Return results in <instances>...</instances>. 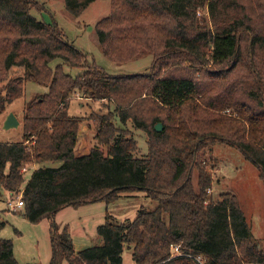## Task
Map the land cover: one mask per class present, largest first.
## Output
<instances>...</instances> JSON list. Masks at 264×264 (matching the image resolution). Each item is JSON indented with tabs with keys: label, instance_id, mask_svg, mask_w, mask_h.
Wrapping results in <instances>:
<instances>
[{
	"label": "trees",
	"instance_id": "obj_1",
	"mask_svg": "<svg viewBox=\"0 0 264 264\" xmlns=\"http://www.w3.org/2000/svg\"><path fill=\"white\" fill-rule=\"evenodd\" d=\"M96 1L64 0L74 17ZM205 6L212 29L197 18ZM32 10L35 0H0V116L28 83L47 89L24 106L23 141L0 143V202L3 192L11 202L21 197L34 224L123 194L156 203L133 220L107 216L92 245H77L53 222L49 264H123L125 249L133 264H264L238 198L209 196L218 143L239 149L264 179V0H111L95 26L103 56L120 66L153 58L150 73L129 75L90 63ZM75 96L106 102V113L95 112L93 124L70 115ZM128 123L147 135L146 156L135 155ZM28 166L38 168L26 183ZM5 226L0 219V264H19L12 241L1 238Z\"/></svg>",
	"mask_w": 264,
	"mask_h": 264
},
{
	"label": "rangeland",
	"instance_id": "obj_2",
	"mask_svg": "<svg viewBox=\"0 0 264 264\" xmlns=\"http://www.w3.org/2000/svg\"><path fill=\"white\" fill-rule=\"evenodd\" d=\"M35 1L38 2V11L32 10L31 15L47 24H56L70 43L87 54L90 63L96 64L111 75L151 72L152 56L137 59L121 66L103 56L96 36L95 26L101 19L110 15L111 0H98L92 3L79 17H74L66 11L64 0ZM197 18L207 26L206 28H213L208 6L198 10ZM56 64V62H53L51 66L54 67ZM207 65L203 69L208 71L225 70V67ZM181 68L190 72L194 70L188 64L181 65ZM172 69H168V71ZM64 70L72 76L79 73V70L68 66H65ZM168 71L166 70V72ZM45 93H47L45 87L28 83L24 96L6 108L5 113L0 116L1 144L21 143L23 141L22 121L24 106L26 102ZM107 108L108 104L106 102H87L75 96L71 102L70 115H84L85 120L91 122L95 112L106 113ZM9 113H14L17 117L20 122L18 128L4 129V122ZM219 113L221 115H230L231 111ZM232 116L236 117V115ZM91 124H93V121ZM127 127L128 130L133 132L134 139L138 143L139 150L135 155L137 157L146 156L148 152L146 145L147 135L133 129L131 123H128ZM209 155L215 165L212 174L213 187L209 195L211 200L217 202L221 200V196L224 194L235 195L250 225L254 240L264 249V179L261 177L259 169L247 160L239 149L222 143L213 146ZM60 165L61 163L58 162L44 164V166L50 168H56ZM37 168L27 167L28 170L24 173L26 183L31 179L34 169ZM15 200H19V197H15ZM9 202H11L10 194L3 192V199L0 202V219L6 222V226L1 231V238L12 241L14 244V256L19 264H49L52 253V223L47 220L36 224L31 223L24 217L22 210L17 212L9 211ZM142 208L154 210L156 203L146 198L143 192L123 194L121 198L110 204L105 201H99L79 207L66 208L58 214L54 223L59 228L60 233L67 229L77 245H92L98 239L97 228L105 224L107 216L117 222L133 220ZM173 253L179 254V248L173 249ZM63 264L68 263L64 262ZM123 264H133L131 251L128 249L124 251Z\"/></svg>",
	"mask_w": 264,
	"mask_h": 264
},
{
	"label": "water",
	"instance_id": "obj_3",
	"mask_svg": "<svg viewBox=\"0 0 264 264\" xmlns=\"http://www.w3.org/2000/svg\"><path fill=\"white\" fill-rule=\"evenodd\" d=\"M20 126V122L18 121L17 117L14 115V113H9L6 116V120L4 122V129L10 130L14 128H18ZM156 130L158 132H161L163 130V126L161 124H158L156 126Z\"/></svg>",
	"mask_w": 264,
	"mask_h": 264
},
{
	"label": "built area",
	"instance_id": "obj_4",
	"mask_svg": "<svg viewBox=\"0 0 264 264\" xmlns=\"http://www.w3.org/2000/svg\"><path fill=\"white\" fill-rule=\"evenodd\" d=\"M24 205H23V202L21 201V197H19V200L16 201L15 203L14 202H10L8 204V207L10 210H13V211H16L17 209H20L22 208Z\"/></svg>",
	"mask_w": 264,
	"mask_h": 264
},
{
	"label": "crops",
	"instance_id": "obj_5",
	"mask_svg": "<svg viewBox=\"0 0 264 264\" xmlns=\"http://www.w3.org/2000/svg\"><path fill=\"white\" fill-rule=\"evenodd\" d=\"M15 202H16V201H14V203H15ZM18 210H21V209H17V211H18ZM59 213H60V212H59ZM59 213H58V214H59ZM58 214L55 216L54 219H52V220H47V221H49V223H53V222H55V219H56V217L58 216Z\"/></svg>",
	"mask_w": 264,
	"mask_h": 264
}]
</instances>
